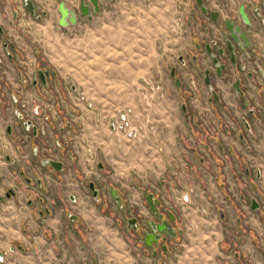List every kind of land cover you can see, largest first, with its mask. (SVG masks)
<instances>
[{
  "label": "crops",
  "instance_id": "obj_1",
  "mask_svg": "<svg viewBox=\"0 0 264 264\" xmlns=\"http://www.w3.org/2000/svg\"><path fill=\"white\" fill-rule=\"evenodd\" d=\"M32 1L47 13L41 22L16 17L19 0H0V56H5L4 38L22 55L6 58L0 67V264H264V127L254 128L258 137L248 144L238 139L243 111L219 80L215 83L229 113L208 102L198 71L208 60L195 45L203 33L194 21L193 0H99L100 10L91 20L79 16L66 28L59 26V4L77 10L89 0ZM242 1L249 8L259 0ZM176 14L183 26L178 37L169 34ZM252 19L255 45L264 52L262 25ZM80 25L90 35L83 51L90 54L93 85L99 82L97 95L120 98L119 105L136 108V117L149 111L150 124H135L141 128L138 138L120 134L113 119L107 127L97 113L95 120L85 122L83 142L90 149L68 140L74 127L53 94L59 91L52 88L55 75L47 64L57 35ZM66 45L60 40L62 58ZM43 68L49 71L46 85L21 83L22 75L33 79ZM248 69L254 70L251 64ZM255 76L252 87L261 92L264 80ZM141 81L157 88L148 110L134 94ZM261 94H251L253 104L261 103ZM35 106L41 108L37 116ZM18 113L37 125L36 136L24 128ZM57 115L64 124L53 120ZM120 118L126 120L125 115ZM47 159L62 162L63 170L53 171ZM104 176L124 178L128 186L139 177L140 187L163 194V206L177 212L182 228L166 251L154 256L130 239L121 220L100 214ZM85 177L97 184L98 200L84 188ZM143 200L129 204H139L148 218ZM252 200L258 210H251ZM181 202L187 210L178 215ZM137 243L141 247L134 248Z\"/></svg>",
  "mask_w": 264,
  "mask_h": 264
},
{
  "label": "flooded vegetation",
  "instance_id": "obj_2",
  "mask_svg": "<svg viewBox=\"0 0 264 264\" xmlns=\"http://www.w3.org/2000/svg\"><path fill=\"white\" fill-rule=\"evenodd\" d=\"M26 1L27 0H19V10L16 11V17L18 15H24L30 16L38 22L43 21L47 16L46 11L35 5L32 0H29L33 4L34 14H32L26 8ZM201 3L203 6H201L197 0H193L192 2L194 21H197L198 30L203 33L202 39L198 43L195 42V45L197 48L200 47L205 58L208 60V66L198 70L199 77L207 90L209 103L218 105L222 107L225 112L229 113V108L222 98L221 88L216 85L215 80H219L222 86H228L233 97L239 100V107L241 111H243V115L240 118V130L237 137L243 143L248 144L250 140L257 139L258 137L256 134L257 131L254 128L264 127V99L261 100L259 105H255L250 98L252 93L257 95L262 93L261 96L264 98V89L259 92L258 88L252 87V82H254L256 74L264 80V52L259 46L255 45L253 33L257 28L252 19V16H254L255 19L260 22L264 32V0H259L257 4L250 2L249 6L251 7L249 8L246 7L242 0H201ZM85 4H90V2ZM242 5L245 7V12L249 18V25H246L243 22L239 14V9ZM79 8L74 10L77 14V20L79 16H82ZM203 8L205 11H203ZM92 12L93 7L91 6L90 14H92ZM213 13L216 14L215 20L212 18ZM199 43L202 44L199 45ZM3 45L5 48V56H0V67L6 58L13 59L14 56L22 58L20 51L17 50L11 40L4 38ZM35 54L39 55V52L36 49ZM213 59H215L216 65L213 63ZM195 63H198L197 58H195ZM249 64L253 66V71L248 69ZM48 75L49 71L46 68L39 69L34 73L33 79H29L27 73L22 75L21 83L29 86L37 84L46 85ZM171 76L176 79L175 69L172 70ZM177 84H179V82H177ZM184 95L186 96L187 93ZM181 107L186 118L189 119L186 104L183 103ZM40 109V106H35L33 108V114L37 116ZM18 119L23 123L22 125L27 131L32 130L36 136L38 129L37 125L32 120L26 118L23 113H18ZM8 132L10 133V128H8ZM50 160L55 161L47 159L45 163L53 171L57 172L63 170L62 162H59L61 163L60 169L55 170L50 164H48V161ZM90 184H93L94 191H97L96 198L94 197L93 190L90 188ZM87 187L91 191L95 200H98L100 191L97 184L93 181H88ZM8 193L11 195L13 192L8 191ZM149 193L160 202V204L156 206L158 212L155 215L150 211L146 201L145 203L148 206L150 214L148 218H141L140 216L133 215V207L126 206L122 201L123 209L121 210V208L117 207L123 215H126L124 224L127 232L135 237L137 241H140L146 249L151 250L154 256H156L159 251L167 250L168 243L181 234L182 228L178 224L177 212L165 208L160 196H157L152 192H146V194ZM258 208L256 210H258ZM39 212L43 214L44 210L41 209ZM169 213L173 215L174 220L170 219ZM129 214L131 215L127 216ZM132 219L136 220L135 224L129 223V220ZM157 224H164L165 227L168 226L169 230L164 234H161L160 237H158L157 242L153 243L151 247H148L145 243V235L150 232V227H154ZM21 249L23 250V248Z\"/></svg>",
  "mask_w": 264,
  "mask_h": 264
},
{
  "label": "rangeland",
  "instance_id": "obj_3",
  "mask_svg": "<svg viewBox=\"0 0 264 264\" xmlns=\"http://www.w3.org/2000/svg\"><path fill=\"white\" fill-rule=\"evenodd\" d=\"M182 29L183 26L181 14L173 15L169 22V34L178 37L182 34ZM86 32L87 27L80 25L79 27L63 31L60 36L57 35V38L54 39L58 44L56 46V51H53L54 49L52 50L51 63L48 62L47 64V68L51 71V73L55 75L53 78L54 85L52 86V88L59 91L53 92V94H55V96H57V98L61 100V104L67 108L68 113L65 118L67 119V121H69V123L71 122L74 127L71 132H69V134L67 135L68 140L71 143H74L75 146L84 145L85 147H87V149H90V143L83 142V140L86 139L85 122H92L93 120H95L94 117L97 113L102 116L101 119H103L104 124L107 127L109 125L110 120L113 119L115 121V127L119 125L123 126V130H118L120 134L122 132L128 138L127 135L129 132H131L133 133L132 138H138L141 128L139 126L138 128L137 126H135V124L138 121L144 124H150L152 122V117L150 116L149 111H143V114H141V116L136 117L137 113L134 111L136 108L134 109L133 107H130L129 104L126 106L119 105L118 100H120V98L108 97L107 92H101L100 95H97L98 92H95V90L96 88H98L99 82L95 81L93 85L90 54L88 52L83 51V48L84 50L88 49L89 45L86 46L85 43L90 40V35L86 34ZM82 36H84V38H82ZM60 40H64L67 42L66 47L62 48V50L64 49L63 51L66 53L64 58H62V56H60L59 54ZM83 41L84 46L81 47V43ZM42 50L43 49H41V51ZM100 84L101 86H105L107 82L100 81ZM136 88L138 89V92H135L134 94L136 95L137 93L136 98L140 101L141 106L144 109H150L149 106L152 105L153 102H155V100L157 99V94H155L154 92L157 88H154L153 86H151L150 83L146 84V82L143 81H141L138 85H135V89ZM114 99L116 100V102ZM137 99L135 100V97L132 96L133 101H137ZM56 103L57 102H55V104ZM107 109H112V112H108ZM114 113L116 116L112 115ZM120 114L126 116V120L124 122L121 120ZM103 116H105V118H103ZM53 120L60 124L61 120L59 119L58 115L55 116V119ZM63 120L64 119H62L61 124H64ZM91 160H93V158ZM102 178L104 179V181L102 182L104 187L101 190V195L103 196L100 198L98 208L99 212L101 215L110 217L115 216L117 220H121L124 224L126 215L121 214L119 209L113 202V198L110 193V190L112 188L110 189V187H113V189L117 190L118 197L121 199L123 204H126V206H130V200L135 201L139 199L142 200V198L144 199L146 192H150L151 190H146L143 187H140L141 178L139 177L132 178L131 186H128V184L126 185L125 179H120V177L118 176H104ZM87 182L88 177H85V189L87 188ZM135 182L138 183L139 187H136V184L134 186ZM151 189L153 190L152 193L157 196H160L162 201L163 194H161L157 190H154V188ZM88 195L89 198L92 200L90 194ZM142 202L144 204V200ZM186 205L187 204L183 202L179 204L180 209L178 211V215L185 214V211L187 210ZM132 206L134 209L132 212L133 215L140 216L141 218L147 217V212H145V210H143L139 204H134ZM130 215L131 214L127 216ZM127 235L129 237L128 233ZM130 239L132 241L136 240L133 236H131ZM133 247L139 248L141 247V244H133Z\"/></svg>",
  "mask_w": 264,
  "mask_h": 264
},
{
  "label": "water",
  "instance_id": "obj_4",
  "mask_svg": "<svg viewBox=\"0 0 264 264\" xmlns=\"http://www.w3.org/2000/svg\"><path fill=\"white\" fill-rule=\"evenodd\" d=\"M90 4H85L84 1H81L80 3V14L87 18L88 20H91V16L92 14L94 15L95 13L99 12V0H89ZM197 2L201 5V0H197ZM93 7V12L92 14H90V7ZM26 8L32 13L34 14L33 11V4L31 1L27 0L26 1ZM58 11L60 14V19H59V26L62 28H66L68 27L70 24L71 25H75L77 23V14L75 13L74 10L68 8L67 6H65V4L63 2H61L58 6ZM203 11H205V9L203 8ZM239 14L243 20V22L246 25H249L250 21L249 18L245 12V7L242 5L240 6L239 9ZM215 13L212 14V18L215 20ZM213 63L216 65V61L215 59H213ZM48 164H50V166L52 168H54L55 170H59L61 163L59 162H55V161H48ZM90 188L93 190V194L94 197H97V191H94V185L90 184ZM111 196L114 200V202L117 204V206L119 208H122V203H121V199L118 197L117 195V190L116 189H111L110 190ZM0 201H1V197H0ZM145 201L149 206L150 211L155 215L157 214L158 210L156 208V206H158L160 204L159 200L154 198L152 194H146L145 196ZM258 208V204L255 200H252L251 202V210L255 211ZM170 215V219L174 220V217L171 213H169ZM74 218V217H73ZM129 223L131 224H135L136 220L132 219L129 220ZM168 229V226L165 227L164 224H157L154 227H150V232L146 233L145 235V243L148 247H151L153 243H156L158 240V237H160L161 234H164ZM159 234V235H157Z\"/></svg>",
  "mask_w": 264,
  "mask_h": 264
},
{
  "label": "built area",
  "instance_id": "obj_5",
  "mask_svg": "<svg viewBox=\"0 0 264 264\" xmlns=\"http://www.w3.org/2000/svg\"><path fill=\"white\" fill-rule=\"evenodd\" d=\"M116 130H117V131H118V130H123V126H122V125L117 126V127H116ZM132 135H133V133L129 132L127 136H128V138H132V137H133Z\"/></svg>",
  "mask_w": 264,
  "mask_h": 264
},
{
  "label": "bare ground",
  "instance_id": "obj_6",
  "mask_svg": "<svg viewBox=\"0 0 264 264\" xmlns=\"http://www.w3.org/2000/svg\"><path fill=\"white\" fill-rule=\"evenodd\" d=\"M89 213V212H88ZM192 240V239H191Z\"/></svg>",
  "mask_w": 264,
  "mask_h": 264
}]
</instances>
